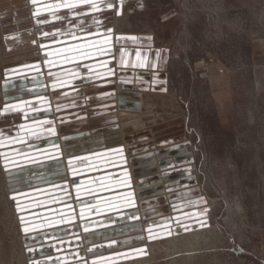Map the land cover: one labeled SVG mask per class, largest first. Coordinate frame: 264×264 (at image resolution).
Returning <instances> with one entry per match:
<instances>
[{
	"label": "rangeland",
	"instance_id": "rangeland-1",
	"mask_svg": "<svg viewBox=\"0 0 264 264\" xmlns=\"http://www.w3.org/2000/svg\"><path fill=\"white\" fill-rule=\"evenodd\" d=\"M104 1L109 61L48 68L57 31L0 0V264H264V0Z\"/></svg>",
	"mask_w": 264,
	"mask_h": 264
},
{
	"label": "crops",
	"instance_id": "crops-1",
	"mask_svg": "<svg viewBox=\"0 0 264 264\" xmlns=\"http://www.w3.org/2000/svg\"><path fill=\"white\" fill-rule=\"evenodd\" d=\"M23 1V0H22ZM29 7V11L31 16L34 17L32 20L36 24H43V28L38 30V32H34L31 34V38H35L36 35H40L42 32L43 38L51 39L55 37L57 39L58 46H52L54 42H44L42 43V47L46 48L48 56L50 57L48 62L45 60L44 64L48 68H61L64 65H77L78 64H88V62L93 63V61H97L101 58L109 57L111 53H114L115 48L112 46H103L102 48L98 47V44H90L91 40L85 41L86 39H91L94 37H98L96 33L92 32V29L88 30L86 24L89 22H93L98 19L96 16L94 19L84 18V15L92 14V12H96V14L100 10H104L103 8L107 6L106 1L104 0H24ZM101 1V2H99ZM85 22V24H84ZM52 23H58L56 26L48 27L47 25ZM85 25V28H84ZM85 29V30H84ZM57 31V34L53 36L51 31ZM53 36V37H52ZM112 35H107L103 38H113ZM120 38V36H118ZM94 46V47H93ZM132 53L127 48L121 49L116 52L118 54V61L122 65H128L131 63ZM134 60H136L134 58ZM105 62L109 61L107 58L104 60ZM140 61V60H139ZM96 64L90 66V75L94 77V73H98L99 71L106 70L109 71V68L106 66L99 67L98 62ZM140 64V63H139ZM76 66V67H77ZM75 67V68H76ZM85 65H83V68ZM92 67V68H91ZM77 70V69H75ZM78 71V70H77ZM78 73V72H77ZM74 83H76L74 81ZM118 84V83H117ZM125 84V83H124ZM109 85L110 82H109ZM115 85V84H114ZM126 85V84H125ZM48 87V85H47ZM78 90H75L74 93H77ZM122 101V98H120ZM120 101V102H121ZM45 102V101H43ZM47 101L45 102V104ZM123 110V109H122ZM124 111V110H123ZM130 114H125V112H121V118L123 119L125 116ZM93 118V115H91ZM99 132V131H98ZM96 141L97 145L105 142H121L120 138H122V131H110V129H102L99 133ZM108 134H112L111 136H107ZM100 139L99 138H102ZM119 136V137H117ZM98 150V149H96ZM115 152L118 149L114 150Z\"/></svg>",
	"mask_w": 264,
	"mask_h": 264
},
{
	"label": "bare ground",
	"instance_id": "bare-ground-1",
	"mask_svg": "<svg viewBox=\"0 0 264 264\" xmlns=\"http://www.w3.org/2000/svg\"><path fill=\"white\" fill-rule=\"evenodd\" d=\"M86 136V135H85ZM94 138H95V136H93ZM88 137H86V138H79V141L78 142H80V147H81V149H84L86 146H88V145H92V144H95V141L94 142H91V143H87V141H88ZM97 142V141H96ZM45 147H47L48 149H50V152H54L55 151V148H54V146L52 145V144H48V145H46ZM91 147H94V145H92ZM88 148H90V147H88ZM29 149V148H28ZM95 151V150H94ZM28 152H31V150H27L26 151V153H28ZM108 153H109V151H107ZM96 153L94 156H89L88 158H82L81 159V165H82V163L84 162V161H86V164H87V166H88V168L89 169H94V168H96V169H98L99 167H100V165L101 164H104L103 162H105V161H100V160H108V161H110V159H107V157L109 158L110 156H108V153ZM105 156V157H104ZM107 156V157H106ZM93 157V158H92ZM39 161V160H38ZM43 161V160H42ZM52 164V163H51ZM50 164V165H51ZM91 165V166H90ZM44 166V165H43ZM52 166V165H51ZM49 167V166H48ZM34 168V167H33ZM46 168H47V166H46ZM32 168H30L29 170H31ZM44 170V169H43ZM47 172H48V170H46ZM44 172H45V170H44ZM38 174V173H37ZM36 174V175H37ZM42 174H43V172H42ZM44 175V174H43ZM46 176V175H45ZM49 176H51V174L49 175ZM56 176V175H55ZM42 177V176H41ZM43 178H45L44 176H43ZM46 178H47V176H46ZM30 179V178H29ZM50 179V178H49ZM102 179L101 178H99V177H94V178H92L90 181H89V183H91L92 185H91V187H94L95 189H100V187H102L103 186V184H102V182H100ZM42 181V180H41ZM54 181V180H53ZM114 181H117V179H113V182ZM58 182V181H57ZM49 183V182H48ZM59 183V182H58ZM57 184V183H56ZM54 186V185H53ZM49 188V187H48ZM54 188H57V186L55 185V187H52V188H49V189H46V190H43L42 192H41V195L42 196H44V197H46V199H56V198H59V195L56 193L55 194V191H56V189H54ZM41 190V189H40ZM38 192V191H37ZM57 192H59V191H57ZM43 200V199H42ZM133 201V200H132ZM102 203H104V202H102ZM124 203H127V202H124ZM128 204V203H127ZM127 204H123V205H127ZM128 205H130V204H128ZM102 207H106V204H103L102 205ZM66 212V211H65ZM57 213L59 214L60 212H59V209L57 210ZM60 217H64V216H60V214H59V218ZM39 222V221H38ZM44 225V224H43ZM32 226V225H31ZM42 226V225H41ZM34 230V229H33ZM187 237V236H186ZM46 238V237H45ZM49 238V237H48ZM42 263L43 264H47V260H43L42 261Z\"/></svg>",
	"mask_w": 264,
	"mask_h": 264
}]
</instances>
